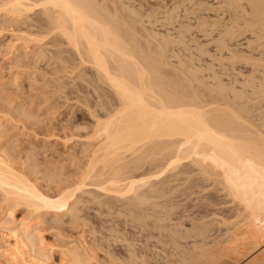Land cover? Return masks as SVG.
Here are the masks:
<instances>
[{
	"label": "bare ground",
	"instance_id": "6f19581e",
	"mask_svg": "<svg viewBox=\"0 0 264 264\" xmlns=\"http://www.w3.org/2000/svg\"><path fill=\"white\" fill-rule=\"evenodd\" d=\"M191 1L195 2L194 5L197 8L207 7L206 0ZM221 1L222 5H227L230 8H234L233 5H237L238 9L243 8V10L233 9L235 12L233 18L236 24L242 25L247 29L260 28L264 30V0ZM0 3V10L5 11V14L1 16H10L9 20H7L15 22L14 24H18V26L27 25V30L30 31L29 34L36 36L30 39L28 35L25 39V37L23 38L24 35H19V38L21 37L25 41L29 38L28 41L35 42L39 47L36 44L32 45V42L26 44L31 45L29 48L37 46L35 50L32 49L35 53L37 52L38 57L45 59L48 54L51 60V56L55 57V63L59 65L56 68L53 69L55 67L53 60L48 59L47 62L48 65L51 61L52 72L54 70L56 72L68 71L67 69L72 65L70 64L71 62L74 65L76 64L74 59L80 60L82 65L89 64L93 69L92 71H95V76L90 80L86 77L87 74H84L83 71L85 70H82L83 75H80L82 77L79 75L77 77L82 80L85 77V82L80 79L78 83L76 80L79 78H76L75 74L72 77L73 79L76 78V82L66 76L70 80V83L67 84L76 83L73 88H69L73 89L70 90V93L74 94L76 92V96L80 95L81 89L86 91V87L82 88L85 83H90L86 84L87 86H94L92 88L94 92L100 91L101 88L106 86L103 90L109 93L105 95L103 94L104 91L101 90V94L99 91L97 92V94H100L99 96L96 94V97L98 96L96 99L98 101L101 100V103L108 107L109 111L102 114L101 117L99 115L98 117L95 116L96 126L93 129L92 139L82 143L83 148L81 147L82 151L80 153H83L85 158L81 155L79 156L82 157V160L86 159V161L81 162L78 166L76 165L75 168L66 174L63 173L62 167L61 170L60 168L48 169L49 171L45 170V172L43 170V172L39 169L38 162V164L25 165V167L29 168V172H26L27 168L26 171H23L19 169V167L21 168L20 165L15 166V163H13L14 159L17 158L15 155L17 150L14 146L16 143L13 144L9 141L10 144H8L9 142L7 144L3 143L2 148L0 147V202L5 204V215L11 218L9 221L11 226L7 227V229L14 233V242L12 245L7 246L3 252L7 264H47L50 261L48 260L50 254L44 252L45 249L40 232L46 226L47 230H60L63 225L65 226V223L79 225L83 219L84 210H87L85 209L88 206L87 204L91 202L95 201L98 205L97 208L101 211L102 207H116L120 203L114 204L115 201L118 203L117 200L125 199V201L123 200V203L125 202L124 205L127 203V205L131 206L130 208L133 207L132 205H139V210L142 211L144 209L140 208H142L146 199L154 196L157 198V196L166 194L169 197L167 199L169 203V199L172 196L170 197V194L165 193V191H168L167 188L171 184H169L170 179H168L171 176L166 175L164 180H162L163 177L161 180L156 178H160L163 172L170 171L169 173H171V171H175L185 158L190 159V163L197 164V166L199 164L200 170H203L202 173L218 186L219 191H223L225 197L230 198L229 202L236 203L238 206L236 217L240 218L239 221L242 220L245 223L242 224V227L239 226L241 228H233L232 225V228L225 230V232L233 230L231 235L230 232L228 233L229 237L225 246H223L224 244H222L221 240V244L218 242L219 240L216 242L219 245L216 243L210 244V242L208 244L207 242L206 246L204 243L202 245L200 241L199 243L202 246H195L193 242L194 248L189 250V253L191 254L195 251L197 256L193 255L192 257L185 250L184 252L187 255L183 253L184 256H182L180 252L182 257L178 259L180 255L178 253L179 255L176 259L173 254L174 260L171 259L167 263L213 264L220 260L219 256L222 253H230V251L235 254L242 253L244 250L242 251L241 249L240 251L239 248L243 247H239V244L245 242L243 244L248 249L246 255H250L254 250H256V253L260 252L256 257L252 254L251 259L253 258V262L251 260L249 262L251 264H264V247L262 246L264 244H262L264 241V69L260 70L261 78H257L256 75L250 76L246 81L248 87L244 86V89L238 90L235 86V88L230 89L227 86L228 84H223V79L217 74H214L217 79V83L214 85L203 81L199 75L201 72L192 67V59L188 60V62L182 61L183 58L181 59L180 63L187 71L184 69L178 70L181 68H173L170 66V57L168 55H170L169 52H171L174 43H176L175 40L171 39V36L160 37L158 33L148 30L143 24L140 12L128 6L124 0H0ZM178 9L179 5L172 10ZM18 26L17 29H19ZM25 27L23 26L20 29ZM25 36L27 35L25 34ZM178 41L179 43H185L184 34L179 37ZM60 43H62V46L63 44L68 45V49L66 48L67 52L68 50L72 51V55L70 54L67 57L65 55L67 54L65 52L66 49H60ZM230 43L231 50L235 53L233 55L237 58H242L243 56L240 55L242 52L238 49V46ZM58 45L59 48H57ZM47 46H50L49 49L51 51H49ZM222 46H227V43L224 42ZM25 49L27 48L25 47ZM205 50L206 48H200V55H203L206 52ZM63 53L64 58L62 57ZM262 53L264 56V52ZM72 56L73 59L71 60L70 57L72 58ZM245 58L253 60L252 57ZM78 60L77 65H80ZM258 61L264 62V57ZM66 65L68 66L67 69ZM48 66L50 67V65ZM76 74H80V72ZM66 77L64 75V79ZM87 80L89 82H86ZM56 81L58 82V80ZM80 81L82 82L81 85ZM63 85L65 90V83ZM107 87H109V91H107ZM60 88L63 89L62 87ZM88 89L90 91L89 87ZM78 91H80V94ZM94 92H92V95H95L93 94ZM90 93L87 92V94ZM110 94L114 95L113 100L116 101L114 103H116L117 108L114 110L112 109L115 105L114 103L111 104L113 100H109L111 98ZM1 95L0 109L3 112H7L11 116L15 114L16 117L21 118L34 127L40 124H38V118L41 115L38 114L39 117H37L36 110L34 113L26 111L25 103H22L23 105L20 103L14 105L12 99V101L7 100L8 97H2ZM108 95L110 97H107ZM104 96L107 99L103 98ZM100 97L103 100H107V102H102ZM79 98L84 100L85 96L83 98L80 95ZM87 100L83 102L86 103ZM3 105H6V107ZM110 105L114 107L112 106V108ZM100 109L104 110V106L103 109ZM51 129H48V131ZM2 134L0 132V137H3ZM73 136L76 135H72V138ZM68 137L70 138V136ZM78 137L76 136L75 138ZM27 153L26 160H31L36 158L35 155L38 152L33 153V150H30ZM72 156H75V154ZM18 158L21 159L20 156ZM188 164L187 166L189 167ZM17 166L19 167L17 168ZM162 166L164 167L160 168ZM185 171L190 172L191 170ZM179 173L177 177L175 174H173L175 177L171 174L172 178H179L178 176L183 174V171ZM172 178L171 181L177 180ZM167 182L168 185L166 186ZM174 182L173 184L175 185ZM130 194L131 196L128 197ZM102 196H106V199L97 201ZM166 202L164 201V203ZM153 207L155 209L156 206ZM16 209H22L21 212L24 213L22 220L18 223L14 222V211ZM127 209L128 207H126ZM147 209L142 213L148 212L150 208ZM137 210H135V213ZM159 210L157 211L160 214ZM97 212L99 213V211ZM137 214L140 215L141 213ZM153 214L157 213L152 212L150 214L151 217ZM159 214L157 216H160ZM133 215L135 216V214ZM150 215L147 214L146 218ZM163 215L164 213L161 216L165 217ZM90 221L92 219L88 222ZM239 221L238 223L235 222L234 226H237ZM84 222L88 223L87 220ZM80 225L86 226V224ZM112 227L114 226L112 225ZM159 228L161 229L162 227L159 226ZM203 228L201 230L196 229L197 232L195 234L201 236L199 238H202V240L205 239L204 241H210V239H206L215 231L210 232V227L209 230L206 227ZM168 229L170 230V226ZM188 230L186 228L187 232ZM212 230L215 229L212 228ZM180 233L175 232L173 235L178 237L177 239L173 237L175 244L179 242L177 240L181 236ZM214 234L215 236L218 235ZM98 239H96V242L88 241L89 239L87 240L83 236L77 241H73V239L68 242L66 239L67 242H64V245H66L65 249L62 251L63 253L61 252L62 264H100L98 258L100 255L96 256ZM174 243L172 242V245ZM108 244L110 243L108 242ZM97 245H99V248L100 244ZM102 245L104 247V243ZM208 245L210 249L207 247ZM211 245H213V249H211ZM152 247L154 248V246ZM178 250L181 251L180 249ZM136 251L138 252L139 250L137 249ZM137 252L130 251V256L124 260V264H150V262H146L148 259L140 260L144 256H142L141 250L140 253ZM243 255L246 256L245 254ZM117 261L119 260L117 259Z\"/></svg>",
	"mask_w": 264,
	"mask_h": 264
},
{
	"label": "rangeland",
	"instance_id": "374dc122",
	"mask_svg": "<svg viewBox=\"0 0 264 264\" xmlns=\"http://www.w3.org/2000/svg\"><path fill=\"white\" fill-rule=\"evenodd\" d=\"M124 1L128 6L135 8L140 12L143 24L148 30L153 31L154 33H158V36L160 37L171 36L170 38L171 39L173 38L175 40L176 43H174V46L171 52H169L170 55H168L170 57V61H169L170 66H172L173 68H181V69H178L181 71L182 69L185 68L182 65V63H180L181 59L183 58L182 61L185 60L187 62L188 60L190 61V59H192L193 60L192 67L195 70L201 72V74L199 75L203 81L207 82L210 85H214L215 83H217V79L215 78L214 74H217L221 79H223V82H224L223 84L225 85L228 84L227 86L230 87V89L236 87L238 90L244 89L245 88L244 86L248 87V84L246 81L250 76L256 75L257 78L258 77L261 78L262 74L260 70L264 69L263 68L264 62L258 61V60L264 57L262 55L263 54L262 52H264V30H261L260 28L247 29L243 27L242 25L236 24L235 19L233 18L234 13H235L233 9L243 10V8L238 9L237 5H233L234 8L227 7V5L221 4L222 2L221 0H206L205 2L207 4V7L205 8L195 7L194 5L195 2L194 1L192 2L191 0H124ZM178 5H179L178 10H172L175 6H178ZM3 14H5V11L0 10V91H1L0 94H2L1 95L2 97H8V98L10 97L9 99L7 98V100H10V101L13 100L14 105H18L19 103L20 104L25 103L24 106H25L26 111L28 110L34 113V111L36 110L35 112L37 114V117H39L38 114L41 115L40 118H38V124L40 123L39 125L41 127L39 125L35 127L31 126L29 125L30 123H26V121L22 120L19 117H16L15 114L11 116L10 114L8 115L7 112L5 113L0 109V132L1 134L3 133L2 134L3 137L2 136L0 137V140H1L0 147L4 145L5 143L7 144L9 141L13 144L16 143L17 146L16 145L14 146L16 147V150H17L15 154L17 158L14 159L13 163H15L14 164L15 166L20 165L21 168L19 166H17V168L19 167V169L23 171H26L27 167H25V165L28 164L27 166H29L30 164L39 163L38 166L41 171L43 170L49 171L51 169H59V168L61 170V167H62L63 173L66 174L69 171H71L73 168H75L76 165L78 166L79 164H81V162L86 161V159L82 160V157L84 156V154L82 153L83 154L82 155L80 153L83 148L82 143L88 141V139L90 140L92 139L91 137L94 134L93 129L96 126L95 116L98 117L99 115V117H101L102 114H105L109 111L108 107H106L105 105H103V103H101V100L98 101V99H96L101 94V90H103L104 87L101 88L100 91L98 90L100 94L99 93L97 94L98 91H95V92L94 90L92 91V88L94 86L91 87V85L89 86L86 85L90 83H85V86H83L82 84L83 86L82 88L86 87L85 89L88 93L92 91L94 92L93 94H95V95H92V92H91L90 93L92 95L91 96L90 94H87V92L84 89H83L84 91L81 89V94H80V91L78 92L81 95V97L84 98L85 96L84 100L79 98L80 95H77L78 96L77 97L75 95L76 92L73 91L74 94L72 92L70 93V90H73V89H69V88H73L74 84L76 83H72L70 85L67 84V83H70L69 82L70 80L67 77L72 78L71 80L74 82L76 81L78 82L81 78L77 76L83 75L82 70H85L83 71L84 74H87V76L86 75L85 76L88 79L92 80L93 79L92 77L95 76V73H94L95 71H92L93 69L91 68V66L89 64L82 65L80 60L74 59L76 60L75 65L73 64V62L70 61L71 62L70 64L74 66L70 65L71 67L69 66L68 68V66L66 65L67 66L66 69L68 68L67 69L68 71L56 72L54 70L52 72L51 71L52 63L50 62L53 60L55 63V59H54L55 57L53 58V56H51L52 60L49 58L50 57L49 54H48V57H46L47 56L46 54L45 59L43 57L42 58L38 57L37 52L35 53L34 51L36 49L35 47H37L38 45L35 42L33 43L31 41L32 45L33 44L37 45L35 47L34 46L32 47L34 49L33 50L32 48H29L31 45L29 46L26 44L28 42L31 43L30 41H28L29 38L31 39L33 38V36H35L34 34L33 35L29 34L30 31L27 30L28 28L27 25H24L23 23H21L23 25H19L21 26L19 27L18 24H14L15 22L13 23L12 21L10 22L8 21L10 16L8 17L1 16ZM236 14L241 15L239 13H236ZM16 25L18 26L19 29L22 28L23 26L24 27L26 26V27L19 30L17 29ZM26 30L28 31V33ZM25 34L27 36H25ZM182 34H184L186 44L179 43L178 41L179 37L182 36ZM19 35L20 36L24 35L23 38L25 37V39L29 35V38L28 40L25 41V39L23 38L21 39V37L19 38ZM230 41L232 44L237 45L238 49L241 50L242 54L240 55L243 56L242 58H237L233 55L235 53H233L231 50L232 47H230L229 45ZM224 42L227 43V46H222ZM60 46H61L60 49L61 48H64L63 50H65L66 48L68 49V45L66 44H63L62 46V43H60ZM25 47L27 49H25ZM47 47L48 49L50 48V46H47ZM57 48H59V45ZM200 48H204V49L206 48L205 50L206 52L203 55H200ZM67 49L65 52L68 55L67 54L65 55L68 57L72 51L68 50L67 52ZM49 51L51 50L49 49ZM64 53H63V56L61 55L63 58H64ZM245 57H248V58L252 57L253 60H247V58ZM48 59L51 60L49 62L50 64L48 63V65H50L51 68L47 65ZM70 59L72 60L73 56L72 58L70 57ZM77 60L78 62H80L79 63L80 65H77ZM54 66L55 67H53V69L59 65L55 63ZM78 72H80V74H76ZM74 74L76 75V78H79V79L77 80L76 78L73 79ZM64 75L65 77L67 76L66 79H64ZM62 76H63V80H62ZM56 80H58V82ZM83 82H85V80ZM86 82H89V81L87 80ZM64 83L65 85L66 84L68 85V86L66 85L65 90H64L65 86L63 85ZM81 83L82 82L80 81V85ZM60 87H62L63 89H61ZM88 87L90 88V91ZM108 88L109 87H107V89ZM74 90H75V87H74ZM103 91L104 93L103 92L102 93L107 95L106 93L108 92H105V90ZM107 91H109V89ZM96 94L98 95L97 97H96ZM112 95H111V98H109V100L114 99V95L113 96ZM86 97L89 98V100H87ZM107 97H110V96L108 95ZM107 97L104 96L103 98L107 99ZM100 99H102V97H100ZM85 100H87L86 103L83 102ZM103 101L107 102V100L102 99V102ZM114 102L116 101L113 100L111 104ZM115 104L116 103H114V105ZM3 106L6 107V105H3ZM98 106H101V107H98ZM103 106H104V110H101L100 108L103 109ZM110 106L112 107L113 105H110ZM116 106L117 105H115V107L113 106L114 108L112 107L113 108L112 110L117 108ZM51 128L55 131H53ZM48 129H51V130L48 131ZM53 134L54 136L52 137ZM72 135H76L77 137L80 136L81 138L80 137L75 138L76 136H73L72 138ZM68 136H70V138ZM10 142L8 144H10ZM42 147H45V148H42ZM27 150L29 151L33 150V153L38 152L36 153L37 155H35L36 158H32L31 160L27 159L28 160L27 161L26 160L27 154H28L27 152H29ZM74 154L78 158L75 156H72ZM79 155H81L82 157ZM19 156L21 157L22 160L18 158ZM185 159L184 160L182 159L183 162L180 160L181 165L180 164L178 165L177 167L178 170L177 168L175 169V171L177 170L178 172L177 171L175 172L173 170L171 171V173H169L170 171L169 172L166 171V172H163V174H161L160 178H156L158 180L159 179L161 180V178L163 177L162 180H164V177L166 175L171 176L170 178H168L170 179V181L167 178H165L169 181V184L171 183L169 187L167 188L168 191L167 190L165 191V193L170 194L169 195L170 197L172 196L169 199L170 200L169 203L167 201L169 197L166 196L165 194L162 196H157V198L156 196H154L156 199L154 197L153 198L151 197L150 199H146L147 203L145 202L146 204L145 203H143V205L141 204L142 208L140 209L146 210L147 208L148 209L150 208L149 209L150 212L152 211L154 213L155 212L157 213V214H153L155 215L154 218H152L153 215L151 217L150 214L152 212L150 213L148 209H147L148 212L146 213L144 212L143 214L142 212L144 210L142 211L139 210V205L138 206L136 205L137 207L132 205L133 207L130 208L131 206L127 205V203L126 205H124L125 202L123 203V200L125 201V199L123 200L121 199V201L117 200L118 203H116V201L114 200L115 201L114 204L120 203L119 205L120 206L122 205V207H120L119 205H116V207L111 206L113 207L112 209L110 206L102 207L101 211L99 208H97L98 205L97 203H95V201L91 202L90 204H87L88 206H86L85 208L87 210H84L83 215H82L83 219L80 223V224H86V226L84 225L85 227L80 224L74 225V224L65 223V226L63 225L62 228H60V230L59 229H50V230L48 229L47 230V226H46L45 228L46 231L45 229L42 230L40 232L41 233L40 235L42 237L41 240L43 241V245H44L43 247L45 249L44 252L50 254V257H51V259L49 257L48 260L50 261H48L47 264L48 263L49 264H62L61 262L62 253H63L62 251H64L65 246H66L64 244L67 242V240L68 242L72 241L73 239H74L73 241H77L81 236H83L85 239L87 238V240L89 239L88 241H94V242H96V239L99 238L98 239L99 241L97 244H100V247H99L100 251L98 248L99 245L96 244V254H97L96 256L100 255L98 257L100 264H106L109 262H110L109 264H124V260L128 259V257L130 256L129 254L130 251L137 252L136 251L137 249L139 250L138 251L139 253H140V250L142 251L141 252L142 256L144 255L143 257L140 258V260L148 259L146 262L148 263L150 262V264L152 263L153 264H168L169 260L171 261V259H173L172 257L173 254H174V257L176 258L179 255L178 253L180 252L182 253V256L189 254L193 257V255H195V251L194 253L192 252L190 254L189 250L191 249L193 250L194 243H195V246H202L203 243L204 245L207 244V242L208 244L209 242L210 244L211 243L213 244V243H216L217 240H219L218 242L220 243L222 241V244H224L223 246H225L226 242L228 241V237H229L228 233L230 232V235L233 233V230L228 231V232H225V230L232 228V225H233V228H241L242 224L245 223L242 220L239 221L240 218L236 217L238 213V209H237L238 206L236 205L235 202H229L230 198L225 197L223 191L222 192L219 191L220 189H218V186L211 179H208V177H206L204 173H202L203 170L202 171L200 170L199 164L197 166V164H194L192 162L190 163L191 161L190 159H189L190 161L188 160V158H185ZM187 164L189 165V167L187 166ZM163 167L164 166L160 168H163ZM28 169L29 168H27L26 172H29ZM184 169L191 170V171L190 172L187 171L188 172L187 173ZM182 171H183V174L179 175L178 176L179 178H172L173 174H175V176L177 177L178 173L179 172L181 173ZM198 177L199 179L201 178L202 181L199 180ZM171 178L177 179V180L171 181ZM154 179L153 181L156 182L157 180L155 179L156 180L155 181ZM173 182L175 183V185L173 184ZM195 183L197 184V186ZM190 184L191 186H189ZM167 185H168V182L166 186ZM130 196L131 194L128 195V197ZM86 197H88V195H86ZM104 198L106 199V196L99 197L97 201L104 200ZM164 201L165 202L167 201V202L164 203ZM127 202L129 203V201ZM134 204H137V203H134ZM92 205H94L96 208ZM130 205H131V202H130ZM150 205L152 206V208ZM4 206H5L4 203L0 204V264L6 262L4 259V254H3L5 248L9 245H12V243L14 242L13 231H9L7 229V227L11 226V224L9 223L11 218L5 215ZM153 206H156L155 207L156 210L153 209L154 208ZM126 207H128L127 210L129 211L126 210ZM108 209L111 211H109ZM135 210H137L136 213H135ZM157 210H159L160 214L158 213ZM162 210L164 211L162 212ZM21 211L22 209L21 210L16 209L14 211V222L15 223L16 222L18 223L20 220H22L21 218H23L22 216H24V213H22ZM97 211H99V213ZM161 212L164 213L163 216L165 217L161 216L162 215ZM137 213L139 214L141 213L140 215L143 217H141ZM133 214H135V216ZM147 214L150 215V216H147L148 218H146ZM158 214L160 216H157ZM160 217L162 218L159 219ZM84 219L87 220V222L91 219L92 221L85 223ZM94 220L95 222H93ZM231 220L233 221L232 223H231ZM238 221H239V224H237V226H234V224L238 223ZM105 223L107 224L105 225ZM112 225L114 227H112ZM227 225L228 227L226 228ZM159 226H161L162 228L160 229ZM169 226H170V230L168 229ZM63 227H64V230H63ZM203 227L204 228L206 227V229L208 228V230L210 227V230H209L210 232L215 231L210 234L212 237L210 236L208 239H206V240L210 239V241H204L205 239L202 240V238H199L201 236H199L198 234L197 235L195 234V232H197L196 229L201 230V228ZM186 228L187 230L189 228L188 232L186 231ZM212 228H214L215 230H212ZM172 230H175V231H172ZM89 231H92V232H89ZM62 232L64 235L62 234ZM175 232H178V234L180 232L183 233V234L180 233V235L183 236L182 237L183 239L180 238L181 237L180 236L179 239L180 240L182 239V240L180 241L178 239L177 242L178 241L179 242L176 244L173 241L174 239L178 238V237L173 236ZM214 233H216V235L218 234L219 236L218 235L215 236ZM85 234L87 236L90 235L88 236L90 238H88ZM94 235H97V236L94 237ZM195 236L196 238H194ZM173 237L175 238L173 239ZM106 238L107 240H105ZM199 241L202 243V245L201 243H199ZM108 242L110 244H108ZM172 242L174 243L173 244L175 246L174 248H173ZM103 243H104V247L102 245ZM219 243H216V244L219 245ZM243 243L239 244V247H243V248L245 247L244 249L239 248L240 251L241 249L242 251L244 250L242 253L235 254V253H232L231 251L230 253L229 252L222 253L220 254V256L218 255L220 260H218V262H215L213 264H216V263L217 264H249L251 261L253 262L252 260L253 258L251 259L252 257L251 255L253 254V256L256 257L259 255L258 253L260 252L256 253V250H254V252H252L250 255L249 254L246 255L248 252V249ZM263 243L264 241L262 242V244ZM134 245L135 247L137 246L138 248L136 247L135 249ZM218 245H214V246H218ZM152 246H154V248ZM211 246H212L211 249H213V245ZM262 246L264 247V244ZM207 247L209 248V245ZM220 247H222V245H220ZM215 248L216 247H214V249ZM178 249H180L181 251H179ZM174 250H176L175 251L176 253L174 252ZM184 251L188 253L186 254ZM181 253L178 256V259L182 257ZM243 254H245L246 256H244ZM116 258L119 261H117ZM110 259H113L114 261L113 260L110 261ZM5 264H7V262Z\"/></svg>",
	"mask_w": 264,
	"mask_h": 264
}]
</instances>
